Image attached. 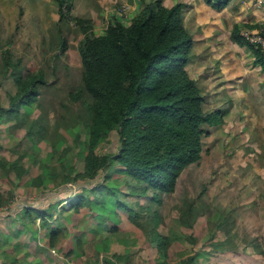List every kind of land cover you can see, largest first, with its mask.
<instances>
[{
	"label": "trees",
	"instance_id": "1",
	"mask_svg": "<svg viewBox=\"0 0 264 264\" xmlns=\"http://www.w3.org/2000/svg\"><path fill=\"white\" fill-rule=\"evenodd\" d=\"M55 1L59 21L73 20L83 32L78 44L82 83L70 92L78 112L68 119L69 125L62 127L58 122L65 120L67 106L60 121L52 120L48 111L30 117V108L48 82L45 72L28 70L21 59L10 56L9 49L2 52L0 69L12 77L16 91L7 103L0 104V125L14 141L10 148L0 145V206L11 207L15 190L24 189L31 195L76 184L79 190L68 192L46 208L24 206L12 214L21 223L16 233L38 239L36 252L42 250L40 239L55 246L64 227L74 224L69 219L71 213L83 208L97 221L94 232L103 230L105 221L111 223L109 228H116L118 223L111 220H119L124 213L133 219L145 211L153 221L147 233L157 248L156 263L198 264L201 256L196 251L171 263L169 247L173 239L158 228L162 222L159 209L148 205V201L161 204L162 194L173 192L182 170L201 158L205 124L220 120L216 112L204 111L200 88L185 68L193 40L183 23V4L168 7L162 0H149L128 22L115 13L105 29L96 34L90 18L73 14V0ZM206 1L216 8L228 2ZM241 29L234 26L233 40L247 43L256 62L264 67V51L246 40ZM60 43L64 53L66 39L61 37ZM21 127L24 131L18 138L15 132ZM112 131L118 134L117 149L100 151ZM3 147L10 155L1 152ZM74 155L82 167L77 166ZM129 195L145 200L133 202ZM67 199L69 207L64 202ZM189 210L187 207L184 214ZM187 237L194 239L192 235ZM102 240V250H106L108 242ZM76 244L79 248L84 245L77 234ZM130 254L113 253L103 261L117 264L127 261ZM18 260L12 253L2 264H19Z\"/></svg>",
	"mask_w": 264,
	"mask_h": 264
},
{
	"label": "rangeland",
	"instance_id": "2",
	"mask_svg": "<svg viewBox=\"0 0 264 264\" xmlns=\"http://www.w3.org/2000/svg\"><path fill=\"white\" fill-rule=\"evenodd\" d=\"M100 3L99 0H73L72 3L73 14L90 18L91 30L96 34L101 33L111 20L106 6ZM120 5L114 4L115 12ZM58 18L54 0H0V62L2 52L9 49L10 56L14 60L21 59V64L28 70H44L48 82L30 108V117L48 111L47 115L52 120L60 121L67 106L65 120L62 118L58 122L62 127L69 125L68 119L78 112L70 92L82 83L78 44L83 32L73 20L58 25ZM61 37L67 42L64 53L60 49ZM1 70L0 104H5L9 96L15 93L16 84L12 77ZM7 131L4 125H0V145L10 148L14 141L7 137ZM23 131L21 127L15 135L20 138ZM63 132L66 137H71L70 134L66 135L65 129ZM118 143V134L112 131L100 145V151L113 152ZM203 143L204 146L208 145L206 141ZM3 151L4 147L1 148ZM249 153L253 155L247 159ZM73 159L78 167H82L77 155ZM90 182L94 184V181ZM67 188H47L44 195H27L24 189H19L14 191L13 201L15 203L17 198L29 197L27 202L46 208L52 200L79 190V185L69 184ZM129 198L133 202L145 200V197L137 195H129ZM162 198L161 204L148 201V205L152 209H159L162 222L158 228L173 239L169 247L171 263L196 251L201 256L197 258L198 264H264V150L261 145L248 142V150L244 154L239 149L228 154L225 151L205 152L197 163L182 170L173 192L163 193ZM64 202L69 207L68 199ZM187 207L191 212L184 214ZM136 209L138 206H135ZM10 210L8 206L0 210V241L3 242L0 248L3 252V256L0 255L1 263L5 256L12 253L19 259V264H105L104 256L131 253L127 261L122 260L117 264H157V248L147 233L153 221L145 211L139 212L133 219L124 213L119 220H111L113 224L118 223L116 228H109L111 223L105 221V228L94 232L97 221L91 217L88 209L83 208L71 213L69 219L74 224L64 227L55 246L40 239L42 250L36 252L38 239L15 232L21 223L9 214ZM77 229L80 231L77 232ZM76 234L84 244L82 248L77 247ZM188 235L194 239H188ZM102 239L108 242L106 250H102L105 247V244L102 246Z\"/></svg>",
	"mask_w": 264,
	"mask_h": 264
},
{
	"label": "crops",
	"instance_id": "3",
	"mask_svg": "<svg viewBox=\"0 0 264 264\" xmlns=\"http://www.w3.org/2000/svg\"><path fill=\"white\" fill-rule=\"evenodd\" d=\"M99 1L106 6L111 18L115 14L114 4L126 5L125 17L121 19L128 22L149 0ZM162 2L168 7L183 4V23L193 40L185 68L200 88L204 111L216 112L220 117L218 122L205 125L207 133L202 137L201 158L205 152L225 151L228 154L239 149L240 153H247L248 142L261 145L264 150V67L256 62L254 51L247 43L240 44L232 38L234 26L254 28L264 20V6H257L252 0H228L220 8L206 0ZM59 24L62 23L58 20ZM1 31L0 23V36ZM204 141L208 145L204 146ZM252 155L249 153L247 159ZM27 198H17L9 207V214L17 213L24 206L35 205L27 202ZM0 243L1 248L3 242ZM0 255L3 256L1 250Z\"/></svg>",
	"mask_w": 264,
	"mask_h": 264
},
{
	"label": "built area",
	"instance_id": "4",
	"mask_svg": "<svg viewBox=\"0 0 264 264\" xmlns=\"http://www.w3.org/2000/svg\"><path fill=\"white\" fill-rule=\"evenodd\" d=\"M252 1L257 6H264V0H252ZM126 11H127L126 5H120L117 7L115 13L118 14L121 18H124ZM123 21L126 22V20ZM241 34L250 43L259 46L264 51V20L259 21L254 28H242ZM2 208L4 207L0 206V210H2Z\"/></svg>",
	"mask_w": 264,
	"mask_h": 264
},
{
	"label": "clouds",
	"instance_id": "5",
	"mask_svg": "<svg viewBox=\"0 0 264 264\" xmlns=\"http://www.w3.org/2000/svg\"><path fill=\"white\" fill-rule=\"evenodd\" d=\"M115 12V11H114Z\"/></svg>",
	"mask_w": 264,
	"mask_h": 264
}]
</instances>
